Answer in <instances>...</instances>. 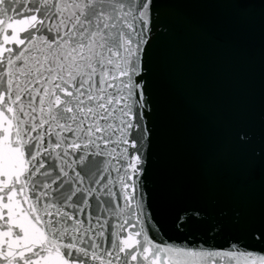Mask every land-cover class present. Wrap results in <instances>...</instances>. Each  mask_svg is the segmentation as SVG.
Here are the masks:
<instances>
[{"label":"snow or ice","instance_id":"obj_1","mask_svg":"<svg viewBox=\"0 0 264 264\" xmlns=\"http://www.w3.org/2000/svg\"><path fill=\"white\" fill-rule=\"evenodd\" d=\"M202 3L0 0V264H264V104L218 129L249 173L230 204L211 158L202 190L153 179L160 51Z\"/></svg>","mask_w":264,"mask_h":264},{"label":"water","instance_id":"obj_2","mask_svg":"<svg viewBox=\"0 0 264 264\" xmlns=\"http://www.w3.org/2000/svg\"><path fill=\"white\" fill-rule=\"evenodd\" d=\"M188 12L198 29L178 28L160 51L167 104L153 179L157 189L179 183L202 190V162L211 158L208 175L217 198L228 205L249 173L218 129L234 119L258 120L264 104V25L259 8L236 9L224 0H204ZM250 174L258 180L260 173ZM239 194L258 197V184L254 192Z\"/></svg>","mask_w":264,"mask_h":264}]
</instances>
